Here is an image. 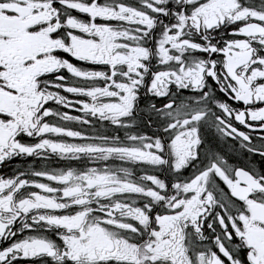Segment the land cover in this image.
<instances>
[{"label":"snow or ice","instance_id":"6c2138e0","mask_svg":"<svg viewBox=\"0 0 264 264\" xmlns=\"http://www.w3.org/2000/svg\"><path fill=\"white\" fill-rule=\"evenodd\" d=\"M0 264H264V0H0Z\"/></svg>","mask_w":264,"mask_h":264}]
</instances>
